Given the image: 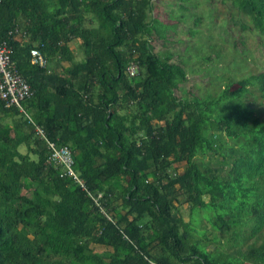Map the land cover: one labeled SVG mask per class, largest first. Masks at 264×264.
I'll use <instances>...</instances> for the list:
<instances>
[{
  "label": "trees",
  "instance_id": "1",
  "mask_svg": "<svg viewBox=\"0 0 264 264\" xmlns=\"http://www.w3.org/2000/svg\"><path fill=\"white\" fill-rule=\"evenodd\" d=\"M154 1H0L33 92L0 98V264H264V114L250 100L264 101V69L179 96L188 71L154 50L168 28ZM231 1L264 36V0ZM48 139L72 149L86 188ZM202 213L225 240L197 227Z\"/></svg>",
  "mask_w": 264,
  "mask_h": 264
},
{
  "label": "rangeland",
  "instance_id": "2",
  "mask_svg": "<svg viewBox=\"0 0 264 264\" xmlns=\"http://www.w3.org/2000/svg\"><path fill=\"white\" fill-rule=\"evenodd\" d=\"M185 5V9L180 6ZM167 23L165 37L155 36L154 50L161 54L172 52L174 58H181L186 64L188 80L179 90V96L192 97L193 94H207L215 86H223L227 77L240 79L264 69V36L252 30V20L232 5L231 0H155L151 13ZM199 23H195V21ZM76 60L81 59L79 40L72 42ZM55 60L52 67L64 68L70 62ZM257 113L264 114V101L250 97ZM27 152L26 146H21ZM208 160V157H207ZM211 166L223 174L226 167L216 160ZM32 190V189H31ZM31 190H24L31 193ZM188 204L180 207L181 214L190 220ZM197 227L205 230L210 239L219 235L211 223L200 215ZM211 247L217 242L210 241ZM101 247V246H100Z\"/></svg>",
  "mask_w": 264,
  "mask_h": 264
},
{
  "label": "built area",
  "instance_id": "3",
  "mask_svg": "<svg viewBox=\"0 0 264 264\" xmlns=\"http://www.w3.org/2000/svg\"><path fill=\"white\" fill-rule=\"evenodd\" d=\"M12 53V47H10L8 41L0 38V98L5 100L8 106H21L22 101L31 96L33 92L29 82L16 70L12 60ZM32 55L33 62L45 64V58L38 50L33 49ZM128 71L130 75H135L139 72V69L133 63L130 65ZM39 132L45 135L41 128H39ZM48 144L51 149L50 159L61 164L63 167L61 176L68 174L86 188L83 178L74 167L75 158L72 149L68 145L57 146L55 142L49 139Z\"/></svg>",
  "mask_w": 264,
  "mask_h": 264
}]
</instances>
